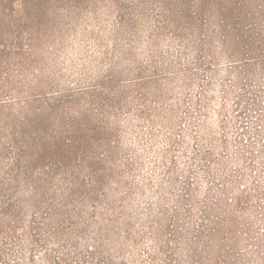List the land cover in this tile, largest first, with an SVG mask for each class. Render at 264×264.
I'll list each match as a JSON object with an SVG mask.
<instances>
[{"label": "rangeland", "instance_id": "obj_1", "mask_svg": "<svg viewBox=\"0 0 264 264\" xmlns=\"http://www.w3.org/2000/svg\"><path fill=\"white\" fill-rule=\"evenodd\" d=\"M75 1L61 8L55 0H36L42 25L31 31L36 14L28 11L21 19L26 12L20 0H0V99L9 98V89L61 93L109 79L111 101L102 118L117 157L108 164L98 213L91 207L78 216L71 207L64 229V218L19 210L15 202L0 212V264H88L102 246L99 227L108 209L121 221L119 233L126 236L128 220L140 243L124 246L125 259L117 263L150 264L159 229L163 246L171 247L161 258L194 264L184 257L190 240H178L203 231L210 216L198 207L205 206L216 208L225 221L216 228L221 235L210 256L203 254L202 241H194L193 249L207 257L198 264H259L251 257L264 240L262 61L235 55L241 46L208 37L219 32L209 23L200 24L196 37L190 29L177 36L160 30L150 8L145 20L138 13L133 36L119 23V5L133 0ZM3 8H11L17 32L7 30ZM15 104L13 111L19 109ZM93 151L108 154L105 148ZM182 207L186 221L180 230L175 218ZM96 215L97 225L90 226ZM222 234L231 238L227 247ZM111 243L121 246L115 239ZM109 257L102 254L96 262Z\"/></svg>", "mask_w": 264, "mask_h": 264}, {"label": "trees", "instance_id": "obj_2", "mask_svg": "<svg viewBox=\"0 0 264 264\" xmlns=\"http://www.w3.org/2000/svg\"><path fill=\"white\" fill-rule=\"evenodd\" d=\"M67 2L70 0H55L61 8ZM20 3L26 12V16L21 19L27 17L28 11L31 14L34 12L36 15L32 14L29 29H40L42 24L37 18L40 10H36V0H20ZM150 8L155 12L154 17L160 30L168 28L181 36L190 29L192 37H196L200 24L209 23L208 26L216 27L219 32L210 31L208 37L221 39L224 44L241 46L233 51L235 55L243 54L260 60L264 66V0H133L131 4L119 5V23L129 30L126 34L135 36L133 28L139 17L138 13L145 20L146 11ZM2 10L7 17V30L10 33L17 32L19 25L12 21L11 8ZM111 84L107 79L100 86L61 93L7 90L9 98L0 99V212H7L10 203L15 202L19 210L29 208L33 212H44L49 219L56 216L64 218L60 220L63 229L64 221L72 217L71 207L76 208L78 216H82L91 207L93 213H98L97 206L102 201V192L108 181V164L117 157L110 149L112 134L107 132V125L102 118L111 101L108 93ZM16 102L19 109L13 111ZM95 147L105 148L108 154L95 153ZM119 178L117 175L116 180L119 181ZM121 209L124 210V207ZM182 210L183 207L179 208L175 218L180 230L186 221L181 218ZM198 210L205 213L204 217L210 216L205 222L206 226L201 225L203 231L196 230L199 235L195 236L193 232H189L186 237L181 234L182 237L178 240H190V249L184 252V257L193 260L194 264L207 259L200 250L193 249L194 241H202L203 254L210 256L211 244L221 235L216 228L225 221L222 220L224 217L221 212L214 207L205 206L204 210L198 207ZM114 211L115 209L107 210L109 218H105L104 226L99 227L103 237L102 246L88 264H97V257L102 254L110 256L104 264H126L116 262L118 259H125L124 246L137 248L140 245L134 226L128 220L123 224L127 229L126 236L119 233L121 221ZM13 217L16 218L17 215L14 214ZM97 218L96 215L89 220V225H97ZM159 225L162 227L163 221ZM207 228L208 234L203 236ZM85 230L84 228L82 232ZM168 231L169 228H165L164 232L169 233ZM162 234L157 229V237L153 240L157 255L151 258L150 264H168L161 257L171 247L169 244L163 246L165 239ZM226 235L222 234L221 238L227 247L231 238ZM113 239L121 242V246L116 247L112 243L109 245ZM111 245L114 246L111 248ZM254 249L252 262L264 264V240L259 241ZM177 250L181 248H176V254ZM133 255L135 259L139 258L137 254Z\"/></svg>", "mask_w": 264, "mask_h": 264}]
</instances>
